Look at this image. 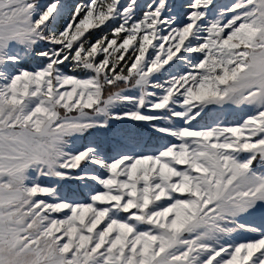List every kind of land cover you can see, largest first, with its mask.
<instances>
[{
  "label": "snow or ice",
  "instance_id": "snow-or-ice-1",
  "mask_svg": "<svg viewBox=\"0 0 264 264\" xmlns=\"http://www.w3.org/2000/svg\"><path fill=\"white\" fill-rule=\"evenodd\" d=\"M0 264H264V0H0Z\"/></svg>",
  "mask_w": 264,
  "mask_h": 264
},
{
  "label": "rangeland",
  "instance_id": "rangeland-1",
  "mask_svg": "<svg viewBox=\"0 0 264 264\" xmlns=\"http://www.w3.org/2000/svg\"><path fill=\"white\" fill-rule=\"evenodd\" d=\"M224 2H230V0H224Z\"/></svg>",
  "mask_w": 264,
  "mask_h": 264
}]
</instances>
